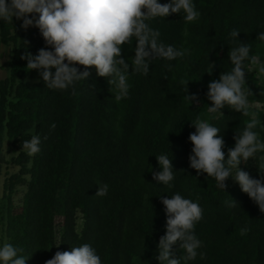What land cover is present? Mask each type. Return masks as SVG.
Instances as JSON below:
<instances>
[{
	"label": "trees",
	"instance_id": "16d2710c",
	"mask_svg": "<svg viewBox=\"0 0 264 264\" xmlns=\"http://www.w3.org/2000/svg\"><path fill=\"white\" fill-rule=\"evenodd\" d=\"M193 3L201 14L194 22H186L183 12L147 21L160 32V42L188 54L150 61L147 75L130 71L128 94L120 99L94 67L88 80L76 83L75 95L72 89H49L20 58L46 47L39 29L25 31L15 18L12 25L0 20L1 41L10 48L7 76L0 81V246L23 248L26 264H45L57 251L85 243L96 249L102 264H159L157 244L166 230L159 196L178 192L203 209L194 231L205 258L198 255L188 264H264V213L233 179L226 180L224 191L206 173L197 176L188 159L193 147L188 137L195 131L190 121L197 116L220 129L226 158L235 130L253 114L259 120L254 131L264 140V82L253 68L258 64L244 62L246 87L253 92L249 115L228 106L223 115L209 113L206 96L208 83L232 69L228 52L238 40L251 46L250 56L264 60V41L256 39L264 31V0ZM233 29L240 31L238 40L230 37ZM135 46V40L122 46L130 64ZM181 81L188 82V94L198 95V105L185 99ZM32 135L41 137V152L28 156L21 152L22 140ZM159 154L173 158L171 187L152 178ZM261 166L257 156L255 163L250 159L240 167L259 178ZM97 183L109 186L106 196H95ZM231 199L235 207L227 206ZM245 227L250 230L241 235Z\"/></svg>",
	"mask_w": 264,
	"mask_h": 264
},
{
	"label": "clouds",
	"instance_id": "9594fccd",
	"mask_svg": "<svg viewBox=\"0 0 264 264\" xmlns=\"http://www.w3.org/2000/svg\"><path fill=\"white\" fill-rule=\"evenodd\" d=\"M181 12L186 22H194L201 15L193 0H169L163 4L158 0H0V20L12 25L15 18L22 21L20 27L25 31L29 27L39 29L46 47L40 48L36 55L25 51L20 58L27 61L29 71H38L45 86L61 91L72 89L75 95L76 83L88 80L91 76L89 69L94 67L97 76L108 78V83L118 90L117 99L128 94L130 71L147 75L150 61H171L188 54L187 49L180 50L160 42V32L147 23L157 17L165 18ZM239 33V30L233 29L230 37L238 40ZM256 39L264 41V31L259 32ZM133 40L136 46L130 64L122 56V46L132 44ZM238 41L239 44L228 52L232 69L222 72L218 80H212L207 85L206 96L211 102L207 108L209 113L223 115L221 110L228 106L245 116L249 115L248 96L253 92L246 87L244 62L250 60L252 64H259L260 73H264V64H260L257 56H250L251 46L247 42ZM23 44L27 48L29 42L25 40ZM77 65L83 66L84 70L81 71ZM208 73L211 74V71ZM187 85L188 82L185 99L190 105H198V95L188 94ZM258 124L259 120L253 114L242 130H235V144L228 148L226 158L223 151L225 141L220 129L197 116L190 121L195 131L188 137L193 145L188 159L189 167L196 170L197 176L206 173V179L214 178L217 186L224 191L226 180L233 179L264 213V166L257 168L259 178H253L240 167L254 158L257 152H264V141L254 131ZM55 127L51 124L50 130ZM43 139L46 140L47 136ZM41 143L39 135H32L30 139L22 140L21 152L34 156L41 152ZM156 160L158 170L152 171L153 180L171 187L175 178L173 158L159 154ZM97 185L95 196H106L109 186ZM159 198L166 215V230L159 238L155 257L159 264H188L198 255L204 259L205 253L198 251L203 242L194 231L196 223L203 218L199 203L178 192L171 196L160 195ZM226 203L228 207L238 204L234 199ZM249 230L242 228L241 235ZM23 251V248L4 243L0 246V264H26L28 257L21 255ZM177 252L180 254L177 255ZM45 264H102V261L96 249L85 243L72 247L71 251H57Z\"/></svg>",
	"mask_w": 264,
	"mask_h": 264
},
{
	"label": "rangeland",
	"instance_id": "374dc122",
	"mask_svg": "<svg viewBox=\"0 0 264 264\" xmlns=\"http://www.w3.org/2000/svg\"><path fill=\"white\" fill-rule=\"evenodd\" d=\"M10 59V48L8 46H6L5 44L2 43L1 41V37H0V81L2 79H4L7 76V71L5 68V63ZM260 64H264V60H260ZM259 64L257 66H254L253 68H255L257 70V75L259 76L260 80L262 82H264V73H260L258 71L259 68ZM262 105L259 104H255L254 106L252 105V107H261ZM262 141H264L263 139H261ZM263 154L260 155L259 152H257V154L255 155L254 158H251L253 160V163H255V158L258 156L259 160L262 163V166H264V152H262ZM5 172V169L3 170V173Z\"/></svg>",
	"mask_w": 264,
	"mask_h": 264
},
{
	"label": "built area",
	"instance_id": "2783aa9c",
	"mask_svg": "<svg viewBox=\"0 0 264 264\" xmlns=\"http://www.w3.org/2000/svg\"><path fill=\"white\" fill-rule=\"evenodd\" d=\"M257 105H259V104H257Z\"/></svg>",
	"mask_w": 264,
	"mask_h": 264
}]
</instances>
